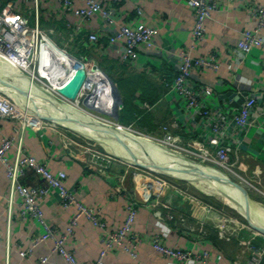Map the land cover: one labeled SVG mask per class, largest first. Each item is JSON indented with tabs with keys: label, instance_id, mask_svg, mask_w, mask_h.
I'll return each instance as SVG.
<instances>
[{
	"label": "built area",
	"instance_id": "built-area-1",
	"mask_svg": "<svg viewBox=\"0 0 264 264\" xmlns=\"http://www.w3.org/2000/svg\"><path fill=\"white\" fill-rule=\"evenodd\" d=\"M45 1L49 2L46 7ZM116 1L120 0H0V62L5 64L0 67H4V72L9 76L12 71H17L30 79L41 91L52 96L56 100L52 104L58 107L63 105V101L71 100L77 105L79 100L82 101L95 89V93L89 97V103L93 107L82 103L85 108L81 110L100 123V126L119 130L137 141L145 138L177 154L182 164L193 165L184 166L185 170L180 172L182 175L194 172L197 179L207 182L203 180L204 176L211 177L214 172L210 166L214 165L226 173L235 174L242 188L250 185L256 193L264 195V179L260 170L253 169L248 177L240 172L238 175L234 172L235 165L231 158L232 151L240 148L242 136L249 127L264 128V102L256 101L255 95L248 92L244 94L240 104L226 103L220 106L212 98L205 97L203 90L194 86L190 79L194 70L219 69L217 49L200 51L201 42L206 36L207 22L213 18L212 13L217 9V0H184L191 10L192 27L190 40L180 48L173 46L167 49L165 56L174 71L173 78L164 82L163 98L173 109L168 120L150 128H136L134 124L153 108V104L145 100L137 102L138 110L134 119L125 125L96 110V107L106 110V106H103L106 104L105 98H112V92L105 97L101 95L104 90L102 92V89L93 87V73H105L91 58L88 61L78 58L83 52L78 44L101 56L104 54L100 47L117 46V61L120 64H129L133 69L148 73L152 72L151 66L139 60L140 52L160 55L162 50L156 46L162 27L148 24L143 18L142 8L129 3L130 0H122L126 5L121 11L115 10L111 2ZM247 10L249 16L255 19V25L251 29L241 30L235 44L237 49L246 54L255 46L264 47V39L260 35L264 29V4L249 6ZM131 12L134 14L133 20L128 21L126 17ZM46 15L49 24L44 23ZM63 22L68 32L61 35L58 32ZM55 35L59 38H55ZM64 58H69L73 63L68 66L63 62ZM79 63L84 66L87 86L83 84L77 97L70 99L62 95L58 88L67 82ZM105 80L109 82L107 76ZM34 100L37 102L36 106ZM34 100L26 96L19 103L12 95L0 91V118L15 120L19 125L18 139L3 136L0 140V164L8 182L5 202L7 221L10 222L15 215L20 222L34 221L38 228L30 246L19 251L21 257L31 254L36 247L48 244L50 255H59L65 264H82L77 260L75 250L68 247V240L73 236L80 218H84L98 230L99 251L94 264H104V258L115 250H122L134 262L140 238L132 228L138 213L137 204L141 200L147 201L150 196H155L154 204L162 205V198L169 190L171 193L173 191L172 194L186 197L188 201L204 205L199 194L192 193L189 189L192 187V180L172 174L168 166L143 164L134 151L128 162L123 160L134 185L132 202L126 204L121 223L114 229L108 228L106 221L95 209L82 202L75 186L65 184L67 173L64 169L52 171L46 161L26 152L23 135L27 129L38 133L51 127L59 134L63 147L72 157L103 175L113 163L120 161V157L111 151L100 150L94 144L72 138L58 125L49 126L46 121L50 119L46 113L37 117L41 112L40 108L47 110L45 107L49 105L48 102L38 98ZM111 105L114 106L113 100ZM115 106L120 109L122 103ZM133 147L137 150L136 146ZM12 148L15 156L10 161L6 154ZM168 158L173 159L170 156ZM26 179L32 182L29 183ZM146 179L153 184L144 185V195L138 196L137 183L145 182ZM188 183L191 185L185 186ZM195 186L199 189L198 184ZM52 200L59 204L61 210L74 208L63 230L47 217L42 208L44 202ZM204 208L207 212H216L217 222L213 226L215 230L237 240V248L230 264L264 263V239L257 240L264 232L218 209L212 210L210 206ZM158 217L172 220L179 228L187 231L201 235L208 232L204 221L188 222L181 212H168L165 216ZM244 230L246 233L241 236ZM3 244L8 256L9 239L4 241L0 235V245ZM150 248L154 253L170 259L172 264H219L205 248L167 246L159 232L152 235ZM48 260L49 256L42 254L32 264H47Z\"/></svg>",
	"mask_w": 264,
	"mask_h": 264
},
{
	"label": "crops",
	"instance_id": "crops-1",
	"mask_svg": "<svg viewBox=\"0 0 264 264\" xmlns=\"http://www.w3.org/2000/svg\"><path fill=\"white\" fill-rule=\"evenodd\" d=\"M128 2L142 8L143 18L148 24L162 27L160 37L156 39V46L162 49L161 54L153 55L142 51L139 56V60L150 64L151 71L154 72V76L147 79L145 83L142 85L138 83L136 91L138 96L141 91H147V98L141 100L153 104L152 110L144 114L142 121H139V125L142 127L150 128L165 122L172 114L173 109L163 98V93L165 92L164 82L173 78L174 71L165 56L168 52L167 49L173 46L180 48L190 40L192 14L184 0H130ZM217 2V9L212 13L213 18L207 22L206 36L201 42L200 51L217 49L219 69L217 71L194 70L190 79L194 86L203 90L205 97L212 98L220 106L226 103L240 104L244 94L248 92L255 95L256 101L264 102V47L255 46L246 54L235 46L241 30L251 29L255 25V19L249 16L247 7L264 4V0H217ZM111 3L117 11H121L126 5V2L122 0ZM48 4L49 2L45 1L44 7ZM133 16L134 14L131 12L126 19L132 21ZM45 18L44 23L49 24L47 15ZM67 32L66 24L63 22L58 33L64 35ZM260 35L264 39V29ZM55 38L58 39V35H55ZM78 46L80 50H83V54H85L84 50H89L90 54L86 53L87 56L96 54L81 44ZM100 48L104 54L103 58L117 59L119 49L117 46H102ZM120 65L121 68H125L129 72L148 73L144 70L133 69L129 64ZM0 91L12 95L19 103L23 100L22 92L20 93V90L9 83L6 73L2 71L1 67ZM112 100L113 98H105L106 104L103 106H106L107 112L101 113L114 117L117 107L111 105ZM57 114L64 120H77L74 114L59 113V111ZM117 117L119 120L118 112ZM128 118L130 116L126 117L125 124L129 122ZM79 127L88 132L93 131L91 126L82 122ZM18 130L17 121L0 118V140L3 136H14L18 139ZM77 139L80 140L78 136ZM92 140L95 141V138L92 137ZM23 143L27 153L46 161L52 171L64 169L67 173L65 184L75 186L82 202L93 207L98 215L106 221L108 228L114 229L121 223L126 204L132 202L134 190L130 171L124 161L113 163L105 175L97 173L83 161L72 157L63 147L59 134L51 127L42 129L38 133L27 129L23 135ZM93 144L100 150L108 151L107 146L96 145L94 142ZM101 144L103 145V142ZM6 155L10 161H13L14 148L9 150ZM231 158L234 165L237 166L235 167H239L242 171L251 173L253 169L258 168L262 179H264V128L249 127L242 136L240 148L232 151ZM26 181L32 182L30 179H26ZM33 182L35 181L33 180ZM7 191L8 182L3 166L0 164V235L2 240L9 239L10 242L8 256L4 244L0 245V264H32L42 254L49 256L47 264H65L59 255H50L48 244L34 248L31 254L26 257L20 256L19 251L30 246L38 228L34 221L20 222L15 215L12 216L10 222L7 221L5 207ZM256 195L264 200V195L259 193ZM154 201L155 196H150L147 201L141 200L137 204L138 213L132 228L140 238L136 260L133 262L125 252L115 250L104 258V264H172L170 259L154 253L150 248V239L155 232L161 234L163 242L167 246L189 249L205 248L211 252L212 259L219 264H230L231 257L237 248V240L232 236L220 234L213 228L217 222L216 212H207L202 205L185 200L181 195L175 193L165 195L162 198V205L154 204ZM252 201L262 207L256 201ZM218 203L225 204L223 200H218ZM224 206L226 207V205ZM42 208L47 217L57 223L60 230L64 229L68 218L74 212L73 207L61 210L55 200L44 202ZM168 212L184 213L188 222L204 221L208 232L201 235L197 232L187 231L179 228L172 220L158 217L159 215L165 216ZM253 226L260 232H264V225L262 227ZM245 233L246 230L240 235L244 236ZM262 239H264V235L260 234L257 240L261 241ZM68 247L75 250L80 263L94 264L99 251L97 228L86 219L80 218L74 228L73 236L68 240Z\"/></svg>",
	"mask_w": 264,
	"mask_h": 264
},
{
	"label": "rangeland",
	"instance_id": "rangeland-1",
	"mask_svg": "<svg viewBox=\"0 0 264 264\" xmlns=\"http://www.w3.org/2000/svg\"><path fill=\"white\" fill-rule=\"evenodd\" d=\"M84 53L85 54H83V53L79 54L78 58L79 59H85L84 61H88L91 58V61L96 63L97 66L104 71L105 75L109 79L113 80L114 78H118V79L122 80L120 82L121 88L117 87V89L119 91V96H120V100L122 103V107L120 109H117V112H118V116H119V114L125 115V113L127 114L128 112H130L132 110L131 113L128 114L130 116V118L128 120L131 122L133 120L134 114L138 110V107L136 106L137 101H139L143 98H147V94H148L147 91L145 92V90H143L140 92L139 96L136 95V91L134 90L136 87L132 86L131 84H132V82H138L140 85H142L143 83H145L147 81V79L154 76L153 72H149V73L129 72V71H126L125 68H121V65L117 61V59L116 60H113V59L108 60V59H105V57L103 58V56H101L99 54H95L94 56L89 57V56H87V54H90L89 50H84ZM9 83L11 85L15 86L10 80H9ZM16 88L18 90H20L18 87H16ZM104 89L105 90L109 89L107 84L105 85ZM21 92L22 91L20 90V93ZM105 93L106 94L101 93V95H103V96L108 95L107 93H109V92H105ZM23 97H24V95H23ZM105 97H108V96H105ZM63 103H64L63 104L64 106L61 108V107L55 106L49 100L48 101L49 105H47L45 107L47 110L42 109V111H41L42 114L46 113V116L50 119V120L46 121L49 126L58 125L61 129L64 130V132L69 134V136H71L72 138L77 139V136H78L80 138V140L83 142L93 141L96 145L98 144V145L103 146V147L107 146L108 151H111L113 153H116V150H118V147L120 148L122 145H124L122 147H124V149L127 152V156H128L129 150L125 146V140L122 138L121 135L120 136L118 135V138L115 137V139H117V141H118L117 143H115L114 141H112L111 137L106 136V134L103 132V129H99L96 126L97 124H95V123H97V122L94 119H93L94 122L90 121L87 119V117H85V115H82L79 112V110L81 111V108H85V106H83L81 100H79L77 102L78 103L77 105H76V102H74L73 100H71V102L70 101H63ZM67 103H68V105H75V108H74V106H68ZM65 104L67 106H65ZM133 106H134V108H133ZM59 108H61V109L59 110ZM129 108H130V111H129ZM77 109H79V110L77 111ZM58 111H59V113L67 112L69 114H74V116L77 120H75V119L74 120H72V119L71 120H64L62 116L57 114ZM106 117H109L111 120L117 121L120 124L125 125L126 121L124 119H122V117L119 118L120 120L117 119L118 117L114 118L113 116H107V115H106ZM80 122L91 126L93 131L88 132V131H85L84 129L82 130L79 127ZM99 125H101V124H99ZM134 126L137 128V126H139V124L135 123ZM140 127H141V125H140ZM105 130L108 133L114 132L111 129V127H107ZM92 137L95 138V141L92 140ZM93 142H89V143L93 144ZM102 142H103V145L101 144ZM112 145H113V148H112ZM144 145L147 146L146 144H144ZM120 160H122V159L120 158ZM236 167L235 168L233 167V169H235L237 171L236 172L234 170V172L236 174L240 175V173H242L243 176L244 175L247 177L250 176L249 172L242 171L239 169V167L238 168H236ZM210 168L213 170V172L218 177H220V179H221L224 187H226V189L236 193L239 196L245 197V198L232 197V196H230L226 193H223V192H216L217 193L216 194L212 191V189H207V187L210 186L207 182L201 183V185H203V186L199 185L197 183L199 179H197L196 177L193 178V180H196V181H192L193 182L192 185L188 183L185 186L189 187L191 185L192 187L191 188L189 187L190 191L192 193L199 194V196L201 197V198L199 197L201 202L205 206H210L212 208V210L218 209V210L224 212L225 214H227L229 216L236 217L240 221H243V222L247 221V223L252 228H255L253 225H259L262 227V225H264V212L257 209V207L255 208V205L252 204L250 201H248L246 198H248L251 201L254 200L257 203H259L262 206V210H264V200H262V198H260L256 195V192L254 191L253 188H251L250 185L249 186L248 185L243 186V188H242L238 184L239 179L237 178V176L235 174L226 173L214 165H211ZM165 171H167V170L165 169ZM184 175H187V174H184ZM172 179L173 178H171V180ZM195 184H198L199 189H197ZM204 186H206V189ZM204 192L210 193L211 195L205 194ZM172 193H173V191H172ZM172 193L168 190L165 194L167 195V194H172ZM207 196H208V198H207ZM183 199L187 200L186 197H183ZM238 199L241 200L242 202H240ZM218 200H223L225 202L224 205H226V207L224 205H220L218 203ZM204 205H202V206L205 207ZM211 208H208V209H211ZM250 208H252V209H250ZM255 209H257V210H255Z\"/></svg>",
	"mask_w": 264,
	"mask_h": 264
},
{
	"label": "bare ground",
	"instance_id": "bare-ground-1",
	"mask_svg": "<svg viewBox=\"0 0 264 264\" xmlns=\"http://www.w3.org/2000/svg\"><path fill=\"white\" fill-rule=\"evenodd\" d=\"M63 62L67 63L68 66H70L73 62H71V60L69 58H64L63 59ZM0 65H4L3 63L0 62ZM2 68V71L4 72L5 71V68L4 67H1ZM6 77L16 86L18 87L24 97H29L31 99L34 100V98H38L39 100H42V101H51V102H55L56 100L50 96L48 93H45L43 91H41L37 86H35L34 84H32L30 82V79H28L27 77L23 76V75H20V73H18L17 71H12V75L9 76L7 75L6 73ZM105 75H102V73L100 72H94L93 73V87L97 89H102V92L104 90V94H106L105 92H109L107 94H111V84L109 82H107L105 80ZM102 78V79H101ZM108 85L109 89L108 90H105V85ZM25 90L27 92V95L25 96ZM29 91V92H28ZM29 94V95H28ZM44 96V97H43ZM107 96V95H105ZM23 97V98H24ZM35 101V100H34ZM22 102V101H21ZM36 102V101H35ZM64 104V103H63ZM73 104V103H72ZM37 105V102L35 104V106ZM68 105V103H67ZM65 104V106H67ZM64 105L60 104L59 107H63ZM68 106H74L75 108V105H68ZM37 108V107H35ZM40 110L42 111V109L40 108ZM79 109H77L78 111ZM76 112V111H75ZM79 112L82 114V115H85V117H87L88 120L90 121H93L92 117L83 112L82 110ZM39 116L37 117H40V116H43L42 112L38 113ZM50 117V116H49ZM94 122V121H93ZM97 124L96 126L99 128V129H103V132L106 134V136H109L112 138V141H114L115 143H117V139H115V137L118 138V135L122 136V138L125 140V146L127 147V149L129 150L128 152V156H127V152L126 150L124 149V145H122L120 148L118 147V150H116V155L119 156L122 160L128 162L130 160L129 157H131L135 151V154L138 156L137 158L140 160L141 163L143 164H146V163H154V164H158V165H163V166H168L169 167V171H171L172 174L174 175H178V176H182L188 180H192V181H196V180H193V178H195V174L194 172H187V175H182V173H180L181 171H184L185 168L184 166H190L188 163L186 164H182V162L179 160L178 158V155L173 153V152H170L169 150H166L158 145H155L153 143H151L149 140L145 139V138H141L139 141L137 140H134L132 139L130 136L120 132L119 130H116V129H113L111 128L114 132H110L108 133L105 129L107 127L104 128V126H100L99 124L100 123H95ZM147 140V141H145ZM122 143V142H121ZM144 144H146L147 146H145ZM144 145V146H143ZM115 146V145H114ZM133 146H136L137 147V150L136 148H134ZM116 147V146H115ZM112 148H113V145H112ZM152 156H150V155ZM154 155H157V157H153ZM168 156L170 157H173V159H169ZM190 167H193L190 166ZM202 169V168H201ZM205 179L203 180H207V183L210 185L207 187V189H212V191L214 193L216 192H223V193H226L232 197H240L242 198L241 196L237 195L236 193L226 189V187L224 186H221V184L218 182L217 179L213 178V177H205ZM210 180V181H209ZM213 180V181H212ZM209 181V182H208ZM211 182V183H210ZM199 185H201V183H206L204 181H202L201 179L198 180L197 182ZM147 184H150L152 185L153 182L149 179H146L145 182L144 181H139L137 183V195L138 196H141V195H144V192L146 191L145 188H144V185L147 186ZM206 185V184H205ZM203 186V185H201ZM200 186V187H201ZM205 189H206V186H204ZM202 188V187H201ZM203 189V188H202ZM204 189V190H205ZM215 191H214V190ZM217 194V193H216ZM239 200V199H238ZM240 202H242L241 200H239ZM239 202V203H240ZM251 202V201H250ZM252 204L255 205V208L257 207V209L261 210L262 212H264V210H262V207L258 206L257 204H255L254 202H251ZM252 209V208H250ZM255 209V210H257ZM250 211V210H249Z\"/></svg>",
	"mask_w": 264,
	"mask_h": 264
},
{
	"label": "water",
	"instance_id": "water-1",
	"mask_svg": "<svg viewBox=\"0 0 264 264\" xmlns=\"http://www.w3.org/2000/svg\"><path fill=\"white\" fill-rule=\"evenodd\" d=\"M109 79V78H108ZM109 82L111 84V92H112V98H113V103L114 106L116 104H121V100H120V96H119V91L117 89V86L115 85V83L109 79ZM87 86V82H85V70H84V66L82 63L78 64V67L76 68L75 72L68 78L67 82H65L62 86H60L58 88L59 92H61L62 95H64L67 98L70 99H75L79 93V89L82 85ZM95 89H93L90 94L88 96H86L83 100L82 103L85 106L88 107H93V105H91V103H89V97L95 93ZM96 110L100 111V112H107L106 110H104L103 108H97ZM114 118H117V110L115 111L114 114ZM208 177V176H206ZM211 177L215 178L218 180V182L221 184V186H224L220 177H218L216 174H211ZM242 197V196H241ZM245 198V197H242ZM248 201V198H246ZM253 202V201H251Z\"/></svg>",
	"mask_w": 264,
	"mask_h": 264
},
{
	"label": "trees",
	"instance_id": "trees-1",
	"mask_svg": "<svg viewBox=\"0 0 264 264\" xmlns=\"http://www.w3.org/2000/svg\"><path fill=\"white\" fill-rule=\"evenodd\" d=\"M112 81L117 85L118 88H121L120 82H121L122 80H120V79H118V78H114ZM131 85H132V86H135L136 88H135L134 90L137 91L138 82H132ZM133 108H134V106H133ZM129 111H130V108H129ZM131 111H132V110H131ZM131 111L128 112L127 114L125 113V115H120V114H119V118L122 117V119L127 120L126 117L129 116L128 114L131 113ZM143 118H144V117H143ZM143 118H142V119H143ZM128 119H129V118H128ZM133 119H134V117H133ZM142 119L138 120L137 123L140 124L139 121H142ZM119 120H120V119H119ZM129 122H130V121H129ZM129 122H128V123H129ZM125 123H126V122H125ZM139 126H140V125H139ZM141 127H142V126H141ZM207 198H208V196H207Z\"/></svg>",
	"mask_w": 264,
	"mask_h": 264
}]
</instances>
